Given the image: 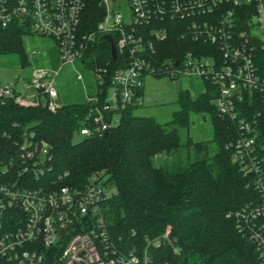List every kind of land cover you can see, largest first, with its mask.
I'll list each match as a JSON object with an SVG mask.
<instances>
[{
  "label": "built area",
  "instance_id": "2783aa9c",
  "mask_svg": "<svg viewBox=\"0 0 264 264\" xmlns=\"http://www.w3.org/2000/svg\"><path fill=\"white\" fill-rule=\"evenodd\" d=\"M116 2L99 0L102 19L87 32L85 0H0V27L20 21L30 35L53 40L61 63L58 70L33 68L21 91L6 86L0 98L56 113L61 68L78 61L87 66L90 51L106 42L117 68L102 105L97 93L88 95L95 106L77 134L101 136L123 110L142 105L147 77H202L212 86L217 114L236 128L227 148L259 196L235 217L264 263V0H128V14L111 7ZM171 33L194 45L181 61L160 58ZM106 36L116 48L114 60ZM88 70L95 83L104 84L107 69ZM78 80L83 81L80 73ZM2 137L7 138L4 145L0 139V264H150L146 253L121 255L112 243L103 212L109 194L98 176L84 187L52 185L50 144L34 128Z\"/></svg>",
  "mask_w": 264,
  "mask_h": 264
},
{
  "label": "trees",
  "instance_id": "16d2710c",
  "mask_svg": "<svg viewBox=\"0 0 264 264\" xmlns=\"http://www.w3.org/2000/svg\"><path fill=\"white\" fill-rule=\"evenodd\" d=\"M102 16L99 0H85V31L93 30ZM30 34L20 21L6 29L0 27V55L15 54L22 68L28 67L23 39ZM193 47L171 33L159 48L160 58L181 61ZM89 56L87 69L108 72L104 84L95 83L89 95L97 93L102 105L118 59L111 61L106 42ZM213 98L209 83L197 98L180 91L179 109L166 123L139 116L134 113L138 106H130L106 136L78 140L95 106L88 98L83 103H61L56 113L43 105L21 107L0 98V139L4 145V132L34 128L50 144L47 180L52 185L84 187L93 175L100 176L99 180L106 177L104 185H113L116 192L103 204L104 218L121 255L146 253L150 264H264L254 243L240 232L235 217L236 211L259 196L233 161L227 145L236 137V128L217 114ZM194 113L210 118L212 140L195 141L189 136ZM112 119L109 116L106 122Z\"/></svg>",
  "mask_w": 264,
  "mask_h": 264
},
{
  "label": "rangeland",
  "instance_id": "374dc122",
  "mask_svg": "<svg viewBox=\"0 0 264 264\" xmlns=\"http://www.w3.org/2000/svg\"><path fill=\"white\" fill-rule=\"evenodd\" d=\"M111 7H120L123 14L129 13L128 0H117ZM48 38L36 35L26 36V40H46ZM49 41V40H47ZM40 44H33L39 46ZM33 59L31 64L22 68L17 55H0V88L13 86L15 82L19 88L26 79L30 77L32 69L37 67H47L39 58ZM49 68L58 70L61 66L58 54L53 57ZM83 75V81L78 80V74ZM206 81L199 76L181 75L172 80L170 77H147L142 105L134 111L139 116L152 117L159 123H166L172 119L173 113L179 109L177 100L180 91H188L192 98H197L206 89ZM56 86L59 93V101L62 104H74L86 102L88 95L93 94L95 79L93 73L87 69L81 61L75 64H67L60 70L56 78ZM191 127L189 136L195 141H209L213 138V127L210 118L203 113H194L191 116ZM77 140L80 137L76 138ZM98 176V175H96ZM100 177V176H98ZM106 177L100 180L104 184ZM107 194L116 192L113 185L106 186Z\"/></svg>",
  "mask_w": 264,
  "mask_h": 264
},
{
  "label": "crops",
  "instance_id": "0c3cea01",
  "mask_svg": "<svg viewBox=\"0 0 264 264\" xmlns=\"http://www.w3.org/2000/svg\"><path fill=\"white\" fill-rule=\"evenodd\" d=\"M26 36L23 39L24 42V48L27 54V58L29 63L31 64V61H33V59H35L37 61L36 58H39L42 60L43 64L47 67H43V68H49V66L53 65L52 64V59L53 57H56V50H55V44L53 42V40L51 39H46V40H26ZM49 40V41H47ZM40 44L39 46H33V44ZM18 57V56H17ZM19 60V57H18ZM19 64L21 66L20 60H19ZM22 67V66H21ZM30 77L26 79V82L29 81ZM18 82H15L14 86H17ZM19 86V85H18ZM21 87L16 88L17 91H21Z\"/></svg>",
  "mask_w": 264,
  "mask_h": 264
},
{
  "label": "water",
  "instance_id": "95a60500",
  "mask_svg": "<svg viewBox=\"0 0 264 264\" xmlns=\"http://www.w3.org/2000/svg\"><path fill=\"white\" fill-rule=\"evenodd\" d=\"M104 39H105V41H108V42H110V44H111L112 59L114 60V59L116 58V48H115V46H114V44H113V42H112V39H111L110 36H106ZM107 134H108V132L106 131V132L104 133V136H106Z\"/></svg>",
  "mask_w": 264,
  "mask_h": 264
}]
</instances>
